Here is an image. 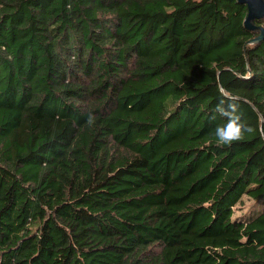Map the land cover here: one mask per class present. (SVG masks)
I'll use <instances>...</instances> for the list:
<instances>
[{
    "label": "trees",
    "instance_id": "1",
    "mask_svg": "<svg viewBox=\"0 0 264 264\" xmlns=\"http://www.w3.org/2000/svg\"><path fill=\"white\" fill-rule=\"evenodd\" d=\"M246 13L0 0V264H264V16ZM230 105L251 130L221 144Z\"/></svg>",
    "mask_w": 264,
    "mask_h": 264
},
{
    "label": "clouds",
    "instance_id": "2",
    "mask_svg": "<svg viewBox=\"0 0 264 264\" xmlns=\"http://www.w3.org/2000/svg\"><path fill=\"white\" fill-rule=\"evenodd\" d=\"M231 111H221L222 115L228 116V123L216 128V136L218 142L221 144H231L233 141H237L243 138L246 131L251 129L247 124L241 120V117L236 110L235 106L230 105Z\"/></svg>",
    "mask_w": 264,
    "mask_h": 264
},
{
    "label": "water",
    "instance_id": "3",
    "mask_svg": "<svg viewBox=\"0 0 264 264\" xmlns=\"http://www.w3.org/2000/svg\"><path fill=\"white\" fill-rule=\"evenodd\" d=\"M240 3L246 4L247 13L244 19V25L247 28H253L252 20L264 16V0H238ZM261 34L258 35L253 41L258 40Z\"/></svg>",
    "mask_w": 264,
    "mask_h": 264
},
{
    "label": "rangeland",
    "instance_id": "4",
    "mask_svg": "<svg viewBox=\"0 0 264 264\" xmlns=\"http://www.w3.org/2000/svg\"><path fill=\"white\" fill-rule=\"evenodd\" d=\"M248 200H245V203L242 204V207L236 211L237 214H240L241 212H246L248 210V204L249 202H247Z\"/></svg>",
    "mask_w": 264,
    "mask_h": 264
}]
</instances>
